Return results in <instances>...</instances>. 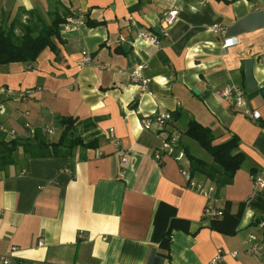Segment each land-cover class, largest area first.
Instances as JSON below:
<instances>
[{"label":"crops","instance_id":"1","mask_svg":"<svg viewBox=\"0 0 264 264\" xmlns=\"http://www.w3.org/2000/svg\"><path fill=\"white\" fill-rule=\"evenodd\" d=\"M66 10L84 22L75 30L62 27L58 54L46 49L34 63L0 66V128L8 138L24 135L27 125L52 128L57 138L49 139L57 141L58 119L71 118L73 135L95 147L48 158L19 151L0 172V254L18 248L12 264H207L221 249L239 252L223 264H264V256H248L242 245L250 234L264 243L257 226L264 221V187L254 182H264V0H0V21L25 22L26 12L35 11L51 23L49 13ZM171 10L179 14L167 26L163 14ZM215 26L223 32L213 33ZM140 29L157 35L159 47L139 39ZM226 38L234 40L228 49ZM86 54L94 63L80 67ZM139 63L146 64L151 94L129 78ZM231 85L244 92L258 120L221 95ZM164 111L173 117L164 131L143 127V118ZM191 120L211 130L213 145L233 136L240 142L245 160L233 182L217 191L233 211L246 204L234 235L210 228L203 218L207 198L186 187L172 157L153 158L161 135H178L182 148L212 164L185 135ZM183 164L189 168L187 154ZM194 179L214 186L202 175ZM160 202L189 222L187 232L173 231L169 258L151 239Z\"/></svg>","mask_w":264,"mask_h":264},{"label":"trees","instance_id":"2","mask_svg":"<svg viewBox=\"0 0 264 264\" xmlns=\"http://www.w3.org/2000/svg\"><path fill=\"white\" fill-rule=\"evenodd\" d=\"M29 17L25 22L13 21L4 26L0 21V66L12 63H34L46 49L54 54L59 53L56 42L64 43L61 37L63 25L73 15L66 10L61 13H49L53 18L47 23L35 11L26 12ZM90 26H98L97 22H89ZM58 123L63 127L57 141H51L49 136L41 130H34L28 136L15 135L8 138L0 130V172L15 164L16 153L22 151L29 158L62 157L71 155L76 147L85 149L95 147L94 142L84 143L82 139L73 135L75 121L71 118L61 117ZM185 135L196 141L211 157L212 164L192 156L188 148H183L189 160V174L192 178L202 175L212 182L217 191L233 182L236 172L241 168L245 158L238 151L240 142L236 136L229 140L213 145L214 137L211 130L195 120L189 122ZM233 203L225 201L219 203L217 209L222 211L220 217L204 219L209 221L212 230L224 235H234L239 227L241 217L245 210V203L237 204L233 211ZM175 230L187 232L189 222L177 217V209L165 202H160L153 218L151 239L159 245L160 254L169 258L172 233Z\"/></svg>","mask_w":264,"mask_h":264},{"label":"built area","instance_id":"3","mask_svg":"<svg viewBox=\"0 0 264 264\" xmlns=\"http://www.w3.org/2000/svg\"><path fill=\"white\" fill-rule=\"evenodd\" d=\"M177 10L167 11L163 14V23L167 26L172 25L177 17H178ZM83 17H76L68 18L67 22L63 25L65 30H75L77 26L83 24ZM213 33H222L223 30L221 27L215 26L211 29ZM139 39L145 41L147 44L159 47V38L157 35L153 33H149L145 30H139L138 33ZM234 40L230 38H226L223 41V48L228 49L229 47L233 46ZM93 60L90 55H84L79 62L80 67H84L87 65H93ZM102 67V66H101ZM103 68V67H102ZM146 69L145 63H139L134 65V68L129 73L130 80L137 84L142 93L151 94L148 89V80L144 76V71ZM221 95L230 101V103L236 109L245 110V114H249L247 110V101L245 98L244 92L238 88L237 86H224L221 90ZM24 97V96H22ZM5 108L3 105H0V112L3 113ZM254 120H258L260 118V114L257 111L252 112L249 114ZM173 120L171 112L164 111L162 113H156L153 117H146L143 118L141 123L143 127H149L152 124H155L158 128V131L162 132L167 127V125ZM1 131L5 132L3 128H0ZM34 131L31 129L30 125H27L26 132L22 136H28ZM43 133L46 135H51L54 133L52 128H46L43 130ZM15 135H12V138ZM109 136L114 141L115 145L118 147L120 146V142L116 139L115 133L113 129L109 130ZM160 137V136H159ZM164 157H172L179 165L181 174L185 180V185L188 189L203 195L208 200V205L203 211V218L204 219H211L212 217H220L222 215V211L218 210L216 207L221 202L219 197L215 196V187L214 186H204L201 183L195 181L189 174L188 169L183 164V160L186 157V153L180 145V137L178 135H166L160 137V145L154 149L153 151V158L157 162H162ZM123 162H127V157L122 158ZM255 185L258 187H264V182L260 178L255 179ZM2 215V210L0 209V216ZM258 228L264 229V221L257 222ZM85 234H79V238H84ZM40 246L43 245L42 241L39 243ZM242 245L244 247V253L248 256L260 259L264 256V243L261 238H259L256 234L248 235L243 241ZM18 251V248L12 247L10 252L7 254H0V264H12L14 259V254ZM239 255L237 250H233L230 252H224L223 250L219 249L212 260L207 264H223L225 258L230 256L235 258Z\"/></svg>","mask_w":264,"mask_h":264},{"label":"rangeland","instance_id":"4","mask_svg":"<svg viewBox=\"0 0 264 264\" xmlns=\"http://www.w3.org/2000/svg\"><path fill=\"white\" fill-rule=\"evenodd\" d=\"M49 138H50L51 140H55V139L57 138V134L50 135ZM17 153H18V152H17ZM17 153H16V154H17Z\"/></svg>","mask_w":264,"mask_h":264},{"label":"water","instance_id":"5","mask_svg":"<svg viewBox=\"0 0 264 264\" xmlns=\"http://www.w3.org/2000/svg\"><path fill=\"white\" fill-rule=\"evenodd\" d=\"M261 96H262L263 99H264V88L261 89Z\"/></svg>","mask_w":264,"mask_h":264}]
</instances>
